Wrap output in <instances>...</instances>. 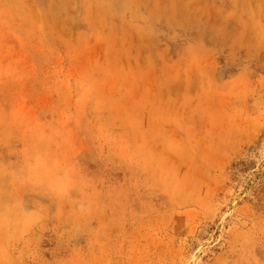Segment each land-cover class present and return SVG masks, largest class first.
I'll return each instance as SVG.
<instances>
[{"label": "rangeland", "instance_id": "obj_1", "mask_svg": "<svg viewBox=\"0 0 264 264\" xmlns=\"http://www.w3.org/2000/svg\"><path fill=\"white\" fill-rule=\"evenodd\" d=\"M0 264H264V0H0Z\"/></svg>", "mask_w": 264, "mask_h": 264}]
</instances>
